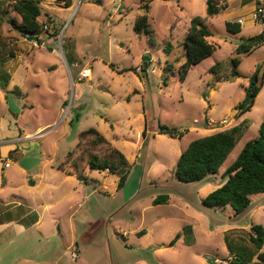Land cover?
Returning a JSON list of instances; mask_svg holds the SVG:
<instances>
[{"label": "rangeland", "instance_id": "obj_1", "mask_svg": "<svg viewBox=\"0 0 264 264\" xmlns=\"http://www.w3.org/2000/svg\"><path fill=\"white\" fill-rule=\"evenodd\" d=\"M13 1L0 0L1 73H15L23 97L7 92L8 108L0 101V136L9 137L16 123L26 127L25 122L30 130L44 127L41 132H48L15 142L25 154H13L9 162L47 163L49 168L72 150L69 161L77 160L83 170L87 143L78 144V133L95 127L131 164L120 190L117 174L87 168L83 173L90 183L74 192L77 177L71 175L72 181L57 170V238L39 237L37 232L28 239L35 243L41 239L45 264L55 260L57 264H203L202 257L205 264L209 259L230 264L227 231L235 239L247 240L236 251L249 257L254 249L249 242L251 225L264 226V193L252 194L250 207L238 218L230 205L211 208L202 199L224 182L222 173L246 141L258 135L264 120V84L251 110L236 114L255 73L257 84L262 82L264 43L250 52L236 51L246 38L261 32L251 18L253 0H227L230 21L244 19L241 34L229 31L222 16H208L207 0H147L153 42L134 31L136 18L145 13L141 0H71L72 8L60 0H41L39 21L48 29L39 46L10 25ZM195 16L206 19L212 32L208 39L216 50L193 66L184 81L177 71L175 75L170 71L164 83V66L185 60L182 42ZM168 42L174 45L170 53L165 50ZM234 57L240 59L238 66ZM216 63L217 74L209 71ZM234 69L239 76H232ZM216 75L222 80L216 82ZM244 119L250 126L217 174L197 182L176 177V162L194 139ZM159 125L184 134L179 138L160 133ZM64 191L72 199L58 201ZM159 194H169V202L153 204ZM71 222L76 225L79 250L71 245ZM187 225L197 230L190 236L192 243L184 236L186 243L178 240L170 246ZM54 226L46 219V228ZM142 229L146 233L139 235ZM74 252L78 258H73Z\"/></svg>", "mask_w": 264, "mask_h": 264}, {"label": "trees", "instance_id": "obj_2", "mask_svg": "<svg viewBox=\"0 0 264 264\" xmlns=\"http://www.w3.org/2000/svg\"><path fill=\"white\" fill-rule=\"evenodd\" d=\"M60 1L66 3L67 6L71 5V0ZM141 2L145 13L136 18L134 31L139 35L148 36L149 41L153 42V30L148 15L150 5L147 0H141ZM225 7V5L219 4V0H207L208 16L220 13ZM11 8L13 16L8 19L10 25L26 38L33 39L38 37L42 32V26L39 21V17L43 11L41 0H14L11 3ZM205 20L201 16H195L191 19L186 39L182 42L185 60L178 65L168 62L164 66V83H167L170 71L174 75L177 71L179 78L184 81L193 66L215 52V45L208 40L212 32L206 25ZM226 27L233 33L241 31V24L237 22L227 21ZM260 43H264V31L246 38L244 42L237 46L236 51L238 53L250 52ZM173 47L172 42H168L165 50L170 53ZM233 63L235 66H238L240 59L234 57ZM111 66H114V64H111ZM261 68L262 82L254 84L251 81L245 99L237 105L236 114L238 117L251 110L255 104L257 95L263 87L264 63ZM218 69L219 66L216 63L209 71H215V74H217ZM232 76H239V72L234 69ZM215 80L219 82L222 80V77L216 75ZM9 81L10 74L8 72L1 73L0 63V87L7 91ZM212 87H215V83L212 84ZM137 92L138 90L133 91L135 94ZM249 126V119H244L231 128L194 139L182 151L176 162V177L184 182H197L205 180L209 175L217 174ZM160 133L170 134L172 137L179 138L184 134L178 128H170L166 125H160ZM78 138V144L81 142L87 143L85 152L87 155V167L92 170L108 169L110 173L117 174L119 176L117 188L122 189L126 184L131 166L125 153L95 127L80 131ZM72 154V150L68 151L65 160L59 164V168H64L69 163L68 172L76 175L79 180L90 183L89 178L83 173L84 169H80L78 161L75 159L69 161ZM222 176L225 179L224 182L202 200L203 205L211 208L230 205L234 209L235 215L245 214V211L250 207L252 202L250 196L252 194L264 193V120L260 124L258 135L246 141L236 159L224 170ZM169 198V194H159L152 202L155 205L164 204L168 203ZM145 233V229L138 232L139 235ZM192 234V225H187L176 234L169 245H175L182 236H185L186 242L191 244L192 238L190 236ZM225 240L231 253L230 264H264V251L261 250L264 246V226L262 224H254L250 228L249 242L254 245V249L251 251L249 257L244 258V251H236L247 240L241 237L235 239L228 231L225 234Z\"/></svg>", "mask_w": 264, "mask_h": 264}, {"label": "crops", "instance_id": "obj_3", "mask_svg": "<svg viewBox=\"0 0 264 264\" xmlns=\"http://www.w3.org/2000/svg\"><path fill=\"white\" fill-rule=\"evenodd\" d=\"M256 1H251L253 3L250 5L252 10L256 6ZM221 2L223 4H219L226 7L212 17L217 15L222 16L226 24L227 21H230L229 17L231 16V14H227L226 12L229 5L227 0H221ZM72 5L73 2H71L68 8H72ZM238 19H232V21L237 22ZM242 32L243 27L241 25V31L238 34ZM11 73H9L10 81L7 91L0 87V101L7 108L9 107L7 92H17V95H22L23 97L21 88L15 84V73ZM211 92H215L213 87ZM24 125L26 127L19 126L16 123L14 129L12 131L9 130V137L0 136V264H45L46 257L45 254H42L44 246L40 245L41 239L38 238L36 243L33 240L28 242V239L29 237L33 238L37 232L39 237L48 238L51 236L57 238V170L67 173L66 177L73 181L70 176L74 174L67 171V166L59 168L60 163L58 165L51 163L48 168L47 163L32 165L15 162L13 165L9 162L13 154H25L23 151L21 152L20 146L15 142L27 139L31 140L48 132H41L44 127L30 130L28 122H25ZM146 130L147 128L141 134L146 133ZM64 160L65 158L61 163ZM7 163L9 164L6 165ZM87 168L89 167H86L84 170ZM74 176L77 177L76 175ZM83 183L85 182L79 180L77 177V180L73 182L74 189L72 191L77 192L82 190ZM22 188L25 191H22ZM72 197V194L69 195L68 192L64 191L60 194L58 201L68 198L72 199ZM234 216L238 218L239 215L234 214ZM31 217L34 218V221L27 222V218ZM46 219L53 220L55 226L46 228ZM71 230V245L76 246V249L79 250L80 246L76 238V225L73 222H71ZM193 231L197 230L193 227ZM59 232L61 231L59 230ZM179 240L184 241V236ZM76 258H78V254ZM202 263L205 264V258L203 257ZM54 264H57V260H55Z\"/></svg>", "mask_w": 264, "mask_h": 264}, {"label": "built area", "instance_id": "obj_4", "mask_svg": "<svg viewBox=\"0 0 264 264\" xmlns=\"http://www.w3.org/2000/svg\"><path fill=\"white\" fill-rule=\"evenodd\" d=\"M251 18L253 20V22L255 24H258L261 28V31H264V0H257L256 1V6L255 8L252 10L251 12ZM239 24H243L244 23V19L243 18H239L237 21ZM42 32L38 35V37H35L31 40H34V44L36 46H39L40 44V39L42 38L43 32L45 33L48 29V25L44 24L42 27ZM141 69V68H140ZM226 120H224L225 122ZM9 163H7L6 165H8ZM108 170V169H106ZM77 257V253H73V258Z\"/></svg>", "mask_w": 264, "mask_h": 264}, {"label": "water", "instance_id": "obj_5", "mask_svg": "<svg viewBox=\"0 0 264 264\" xmlns=\"http://www.w3.org/2000/svg\"><path fill=\"white\" fill-rule=\"evenodd\" d=\"M257 80H258V74L255 73L254 76H253V78H252V82H253L254 84H256V83H257ZM209 261H210V264H214L215 259H209Z\"/></svg>", "mask_w": 264, "mask_h": 264}]
</instances>
